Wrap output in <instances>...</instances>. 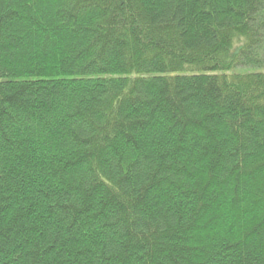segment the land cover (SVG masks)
Here are the masks:
<instances>
[{
	"label": "trees",
	"instance_id": "trees-1",
	"mask_svg": "<svg viewBox=\"0 0 264 264\" xmlns=\"http://www.w3.org/2000/svg\"><path fill=\"white\" fill-rule=\"evenodd\" d=\"M0 264H264V0H0Z\"/></svg>",
	"mask_w": 264,
	"mask_h": 264
}]
</instances>
